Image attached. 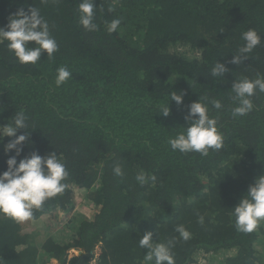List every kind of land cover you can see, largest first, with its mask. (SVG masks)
Instances as JSON below:
<instances>
[{"label":"trees","instance_id":"trees-1","mask_svg":"<svg viewBox=\"0 0 264 264\" xmlns=\"http://www.w3.org/2000/svg\"><path fill=\"white\" fill-rule=\"evenodd\" d=\"M80 2L0 0V27L19 8L36 7L58 44L51 58L42 53L25 65L0 43V126L23 111L30 139L22 157L55 152L69 173L65 191L31 220L0 214V264H144L139 239L148 231L155 242L175 238V264H259L264 231H238L233 209L264 174V93L251 97L252 112L233 118L231 87L264 75V0H94L98 30L91 32L79 24ZM116 18L121 25L109 34L106 24ZM249 29L261 43L243 64H231ZM216 62L230 71L213 77ZM61 66L71 77L57 86ZM173 91L185 93L182 105L171 101ZM199 97L208 98L222 148L207 156L173 151L168 141L185 131L188 106ZM166 103L167 118L159 115ZM10 139L0 143V172L15 154L4 152ZM116 164L123 177L114 175ZM141 172L155 182L138 183ZM76 190L96 207L93 217L74 215L60 236L26 229L73 209Z\"/></svg>","mask_w":264,"mask_h":264},{"label":"clouds","instance_id":"clouds-1","mask_svg":"<svg viewBox=\"0 0 264 264\" xmlns=\"http://www.w3.org/2000/svg\"><path fill=\"white\" fill-rule=\"evenodd\" d=\"M97 7L94 0H81L78 5L79 24L86 31H97L98 25L94 22ZM102 10V9H101ZM121 19L116 18L107 22L106 30L109 34L114 33L121 25ZM244 44L233 55L231 64L241 65L249 59V54L261 43V37L255 29H249L242 33ZM7 41V48L21 64H36L42 53L49 58L58 51V44L50 34L48 21L41 15L36 7H21L8 17L4 27H0V43ZM34 47H29V43ZM224 64L216 62L211 69L213 77H223L228 73ZM71 77L67 67L57 69L55 83L62 85ZM234 93L233 101L238 106L232 109V116H245L252 112L254 105L251 97L257 91L264 93V75L257 74L255 79L242 77L235 79L231 87ZM185 93L170 94L171 101L177 106L183 104ZM207 97L200 98L188 106V112L184 119L185 131L170 138L168 143L173 151L181 153L198 152L207 156L209 150H219L223 145L222 133L218 130V121L209 116ZM213 108L219 110L223 107L218 99L209 101ZM160 114L167 118L171 114L169 103L160 106ZM10 123L0 126V143L4 137L14 138L4 145V152L10 155L6 160V170L0 172V214L11 217L18 222H26L33 218L34 210L41 209L44 203L65 191L68 185V171L65 164L58 158L55 152L40 155L38 151H32L29 155H23V146L29 141L30 134L25 131L28 128V117L23 111L17 112ZM20 130L24 134L17 135ZM22 157V158H21ZM113 173L117 177H123L124 171L120 164L113 167ZM136 180L144 185L149 180L155 182L156 177H147L143 172L136 176ZM235 225L238 231L243 233L253 232L264 220V174L255 178L249 185L247 192L241 196L233 209ZM204 219L199 217V223ZM184 240H188L190 233L183 225L175 229ZM175 238L167 242L153 241V233L148 231L139 239V246L147 249L144 255V264H175L172 248Z\"/></svg>","mask_w":264,"mask_h":264},{"label":"rangeland","instance_id":"rangeland-1","mask_svg":"<svg viewBox=\"0 0 264 264\" xmlns=\"http://www.w3.org/2000/svg\"><path fill=\"white\" fill-rule=\"evenodd\" d=\"M86 193L75 191L74 199L75 206L73 209L66 212H54L53 214L49 213L43 216L39 221L34 220L31 224L27 225L28 231L35 232L39 231L42 236L46 231H48L52 236H60L59 230L67 223V221L76 214L83 215L85 217L91 218L96 212V207L85 198ZM260 229L264 231V220L258 225ZM41 237L39 238L41 240ZM261 251L259 252V264H264V238L258 243ZM97 251L100 252L99 247Z\"/></svg>","mask_w":264,"mask_h":264}]
</instances>
